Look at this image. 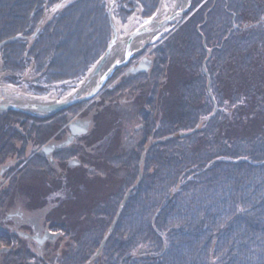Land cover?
Returning a JSON list of instances; mask_svg holds the SVG:
<instances>
[{"label": "rangeland", "instance_id": "obj_1", "mask_svg": "<svg viewBox=\"0 0 264 264\" xmlns=\"http://www.w3.org/2000/svg\"><path fill=\"white\" fill-rule=\"evenodd\" d=\"M77 1L59 0L52 6L45 5L40 24L44 23L45 16L51 15L47 20L49 22L57 13L68 9ZM168 1L166 0V4H169ZM210 1L212 3H209ZM216 1L203 0L201 3L198 1L194 3L193 1L192 7L186 14L187 16L191 15V18H197V22L203 19V23L197 26L195 31L200 37L205 34L204 31L208 32V20L212 21L213 26L216 25L215 20H221L222 11L219 9L218 3L215 4ZM117 3V0L107 1L109 30L113 36L115 28L114 24H110L109 13L111 12L113 22L118 24L120 36L124 37L127 32L134 33L137 31L145 21L141 20V11L137 9L124 21L125 23H122L123 21L115 18V13L118 11ZM57 4H63L64 7L54 12L53 8ZM202 4L207 5L205 12L203 11L204 8H200ZM158 6L159 4L156 6V11ZM236 11L242 14L238 8ZM215 12L218 14H214ZM263 14L264 12L261 13V16H264ZM258 20L262 21L264 17ZM227 24L232 25L230 31H245L246 34L251 28L245 29L252 25V22L239 24V22L230 21ZM223 26L226 27L227 25ZM171 27H168L166 29L168 31L165 33L170 32ZM173 28L174 30L171 32H176L175 29L179 30L175 25ZM201 28H204L203 34L200 32ZM37 29L39 30L36 36L42 27H37L35 30ZM254 29L253 32L257 33L258 37L263 35L262 32L264 33V31L259 30L258 26ZM230 31L227 33L228 35ZM158 32L157 35L160 37L153 36L156 39L154 38L144 51L137 52L136 56L130 59V65L127 68L114 70V76L112 74L109 77L112 79L108 81L109 83L104 84L105 89L100 88L96 91L94 95L95 107L94 105L91 109L84 107L83 110L75 108L72 114L61 110L60 113L57 112L46 118L44 116L23 115L19 111L8 110L4 112V115L12 117L13 121L11 127L6 129L7 134L15 135L17 138L23 135L27 136L28 133L33 132L29 128L30 119L35 118V121L41 123L39 130L44 133L43 136L48 134L49 137L45 139L50 140V142L46 146L41 145L42 141L45 140L32 135L31 139L34 142L15 141L14 144H11L14 146V152L11 155L3 147L4 142H0V176L8 174L10 171L13 174L11 178V174H9L8 182L2 183L0 186V203L3 204L0 209L6 208L10 202L13 209L20 207L29 217V219H24V222L16 228L13 226V230H7L8 227H3V225L9 219L6 218L1 223L3 214L0 212V236H4L0 237V264H19V260L26 257L30 258L26 264H80L81 260L76 258V255L84 252V245L82 247L84 243L87 244V246L85 245L86 254H84L85 257L88 256L86 264H95L97 260L96 263L106 264L103 253L107 244L119 249L118 256L123 260L122 264H126L129 257L139 258L143 255H151L153 250L150 246L157 245L159 238L156 236H159L160 233L158 225L156 227L158 222L153 220L158 219L161 211L175 205L176 196L183 191L182 187L187 185L184 183L186 180H193L199 175V172H208L209 170L214 171L219 183L224 180L230 189L226 190L225 198L218 205L211 206L214 203L212 201L210 205H203L204 208L198 207V210L208 218L220 214L229 216L228 219H223V222L228 225L227 230L220 231V234L210 242L209 255L215 252L220 242H229L231 246H237L236 243H240L242 236L238 225H241L246 231L247 235L244 239L248 238V242L256 243L260 236L263 235L264 237V220L262 217H258L257 208L254 209L259 200L253 198L252 212L247 209L240 212L241 206L237 211L231 203L234 193H241L242 191L241 197L252 195L256 197L258 195L255 187L243 188L242 177L250 170V166L255 168V172L257 169L264 168V153L259 152L264 147V138L258 135L259 131L257 130L258 128L264 129V63H262L264 57H260L250 48L249 43L251 41L248 38L246 40L250 41L248 43L250 51L245 48L232 49L231 44L234 45V41L238 40L236 33L232 38L234 41H230L228 36L227 39L229 40H226L222 47L213 46V44L209 47L205 37H203L205 43L190 51L187 54L188 60L184 64L181 63L180 57H173L164 65V60L175 56V53L169 52L168 49H162L165 45L161 41L164 34L162 35L161 31ZM19 35L21 38L2 44L0 50L5 45L18 40H28L29 48L35 40V38L31 39L30 37L26 40L24 35ZM242 36L244 34L240 37ZM11 38L1 41L0 44ZM70 38L77 39L76 41L72 40L75 44L71 52L72 56L77 53V48L83 43L81 44L77 36L71 35ZM68 46L72 48L73 45L69 44ZM151 47L153 50L148 53L147 51ZM108 49L109 47L102 52L93 66L99 62ZM127 50L126 53L132 54V51ZM220 50L221 52L225 50L222 57L217 56L214 52ZM243 55L248 56V62H243L245 59L242 58ZM262 56H264V52ZM216 57L219 59L216 65L220 66L224 75H220L218 69L211 68V62L216 60ZM71 60L73 61V59ZM232 63L237 65L239 69L234 71L230 68ZM1 64L2 54L0 51V87L13 90L12 94L21 93L31 96L32 93L29 92L31 85H28L25 80L37 76H33L29 69L30 66L27 65L26 71L16 75L15 82L10 83L7 75L10 77H15V75L3 72ZM132 67H137L142 71H139L138 75L130 73ZM203 67L207 75L203 73ZM149 68L156 69V72H150ZM187 70H190V75L186 76ZM164 71L165 73L174 72V78L169 83L162 85L163 82L157 79L165 75ZM200 72L204 77L203 82L199 77ZM231 76L233 78H229ZM207 77L209 78L210 95L207 93ZM125 78L129 84L125 83L126 86L122 88L121 84L125 82ZM121 79L123 80L121 81ZM232 82L239 84L234 85ZM81 84L82 82L76 83L73 89L75 90L77 86L82 88ZM86 85L84 84V87ZM95 85L92 84L87 92L96 88ZM49 91V96L45 98L50 101L57 100L59 92L53 89ZM206 93L209 100L211 98L214 100V106L219 109L218 112L225 114V116H220L214 120L218 113L213 111V107L202 113V109L205 107ZM140 94L145 97V101L140 100L143 97ZM246 94H249L248 98H246ZM232 95H238L241 99L238 106H233L236 99L232 100ZM229 99L232 104L225 102ZM119 101L121 102L118 105ZM131 101L133 104L130 107L128 102ZM97 104L102 105V107H97ZM103 107H106L109 114L96 115L98 108L101 110ZM120 114L123 116L126 114V116L116 117ZM78 122H80L79 125L75 124V126L85 128L87 130L85 136L91 134L88 135L86 141L83 140L87 151L81 153L79 150L81 146L78 147V142L84 135L76 134L70 127ZM45 124H48L47 128L43 126ZM0 126L4 128L1 123ZM201 129L209 132L198 135L197 133ZM65 133H67L68 139L66 146L70 142H75L71 148L72 151L77 152V156L73 158L68 155L71 160L64 163V166L72 168L71 173L65 172L66 167H55L53 170H49L51 180L48 181L47 176L40 178L39 172L22 171L25 165L32 167L30 164L34 160L37 161L38 157L45 156L44 148L51 149V146L54 145L52 142L61 138ZM255 135L260 139L259 142L253 141ZM243 140H245L246 145H240V141ZM229 143H234L238 146V151L244 152L238 155L236 152L226 150L229 146L224 147V145ZM255 143L260 147L258 149L257 146V150H253L251 146V144L254 146ZM41 148L42 150H40ZM253 151L255 152L253 158L256 160H253L250 155L254 153ZM51 154L49 153V156ZM49 158V163L53 162L52 158ZM33 166L34 169L38 168L35 163ZM80 169H82L81 172ZM53 171L58 175H53ZM227 172H230L235 178H225ZM148 183L150 184L148 185ZM11 184L12 190L7 196L9 200H7L2 197V194L3 191L8 190ZM61 187H63L62 190H60ZM1 189L3 190L1 191ZM66 191L69 193L62 197V192ZM260 197L262 198V196ZM188 200L193 201V196H190ZM148 214L152 216V219H147ZM12 217L11 224L14 225L13 222L17 216ZM146 220L151 225L155 235H147L144 230H139L138 234L130 239L128 228L132 225H138L139 222L146 223ZM34 224L43 227L42 234L38 238H33L36 232L32 230V235L29 233L30 237L24 238L23 234L27 232L25 231L26 228L31 230ZM68 226L71 228V230L69 228L71 235L73 233L75 237H69L71 240L68 239L66 242L71 245L65 247L60 233ZM19 228H25V230ZM253 231H255L254 234ZM11 236L14 239H11ZM179 237L180 233L177 232L176 238ZM79 239L81 242L74 249L73 245ZM162 241L166 244L164 240ZM55 242L61 248L56 249ZM259 243L261 242L259 241ZM146 244L148 245L147 248L139 246ZM70 249L75 250V252L72 253ZM196 251L190 255L196 256L198 261H201L203 257L202 260L206 259V253L198 255V250ZM255 259L254 256L253 260ZM203 263L207 264L206 262ZM233 263V260L226 256L220 262L214 258L210 262V264ZM244 263L245 260L242 261V264ZM251 263L252 258L248 264Z\"/></svg>", "mask_w": 264, "mask_h": 264}, {"label": "trees", "instance_id": "obj_2", "mask_svg": "<svg viewBox=\"0 0 264 264\" xmlns=\"http://www.w3.org/2000/svg\"><path fill=\"white\" fill-rule=\"evenodd\" d=\"M58 1L59 0H0V42L19 34L24 35L27 40V38L33 34L38 23L42 19L45 5H48L49 7L58 3ZM107 1L108 0H78L73 6L57 13L40 30L29 48L27 45L29 44L28 40H18L1 48L3 72L15 75V77L7 76L8 82H15L16 75L18 76L22 72L24 73L27 69V65H30L31 63H33L32 74L33 76H37L34 78L37 87L31 86V88H29V92L32 94H47L46 92L44 93V89L41 87L44 85L69 83L73 87L76 83L81 81L110 42L111 34L108 23ZM117 1L118 11L115 13V18L123 21L122 23H125L124 21L134 14L137 9H140V11L142 10V19L149 17L148 12H151L150 15L154 13L159 2V0ZM193 1L194 3L197 1L201 3L203 0ZM209 3H212V1ZM217 3L219 9L222 11V15L220 16L221 20H215L214 23L216 25L214 26L212 25V21L208 20L209 24L207 33L204 31V28L200 29L202 34L205 32L204 36L206 44H208L209 47H211V44H213V46L216 45L222 47L226 40L230 39V41H234L232 39L233 35L237 33L238 40L234 41V45L233 43L231 44L230 47L232 49L234 48L238 50L240 48H245L250 51L249 45H251L250 48H252L256 54L260 57H264L262 56V53L264 52V33L262 32L263 35L258 37V34L253 32L255 31L254 27L257 26L259 30L264 31V20H258L264 17L261 16V13L264 12V0H238L237 2L236 0H217L215 4ZM206 7V4H202L200 8H204L203 11L205 12L207 10L205 9ZM237 8L242 11V14L236 11ZM235 13L236 15H234ZM214 14H218V12H215ZM230 21H233L234 23L239 22V24L250 21L252 22V25L245 30L249 28L251 29L247 31L246 34L245 31H230L232 30V25L227 24ZM201 23H203V19H200L199 22H197V18H190V20L183 24L179 30L177 29L173 36L171 35L166 43L164 42L165 45L163 44L164 46L162 49H168L169 52L175 53V56L168 57L169 59L164 60V65L167 64L168 60H172L173 57L183 58L185 60L183 62L184 64L186 60H188L187 54L190 51H193L196 47L201 46L200 36L195 32L196 27L201 25ZM225 24L227 25L226 27L223 26ZM229 31L230 34L228 35L227 33ZM242 34L249 37H240ZM71 35L77 36L81 44L83 43L77 48V53L72 56L71 52L75 47L72 40L76 41L77 39L70 38ZM228 36L229 39H227ZM246 38L251 42L246 40ZM69 44L73 45L72 48L68 46ZM224 51L225 50L222 52L221 50L214 52L217 56L222 57ZM242 58H245L243 60L244 63L249 61L247 55H243ZM71 59H73V61ZM215 59L216 60L211 62V68L218 69L219 74L221 75L223 74L222 69H220V66L218 67L216 65L218 64L219 59H217V57ZM262 63H264V61ZM230 68L234 71L239 69V67L233 63L230 64ZM189 71L190 70H187L186 76L190 75ZM171 73L172 72H167L165 75ZM199 77L203 82L204 77L201 72L199 73ZM229 78L233 77L231 76ZM163 84L164 83H162V85ZM63 89V87L59 89L61 90L59 96H63L68 92L67 88L65 91H62ZM248 97L249 94H246V98ZM233 99L241 100L238 95H232V100ZM225 102H227V100ZM204 106L202 113L206 109L210 110L212 107L207 94ZM102 114H109L106 107L96 111V115ZM220 116H225V114L223 115L221 112H218V115L215 116L216 118L214 120L218 119ZM3 118L5 119L3 122L0 120L2 125L10 126L13 123L11 119L12 117L0 115V119ZM5 130L6 129H0V136H2V132H5ZM257 130L259 131L258 135L264 138V129L258 128ZM206 132L209 131L206 130ZM206 132L205 129H201L197 134L204 135ZM249 132L250 131L248 130V133ZM3 138L6 137L4 136L0 138V140ZM253 141L259 142L260 139L255 135ZM240 145H246L245 140L240 141ZM228 146L229 148H226V150L233 151V153L236 152L238 155H241V153L244 152L238 151V146L234 145V143L224 145V147ZM251 146L253 150H257L258 144L255 143L254 146L251 144ZM259 148L260 147L258 146V149ZM259 152L264 153V147H262ZM250 155L253 160H256L253 158L255 152ZM249 169L250 170H248V172L242 177V186L244 189L255 187L258 195L256 197H254V195L250 197H241L242 191L241 193H234L231 203L237 211L239 206H241L240 212L246 209L252 212L251 205L253 198H257L259 202L254 209L257 208L258 217H262L264 220V168L257 169L258 171L256 170V172L254 167L250 166ZM224 177L235 178L230 172H227ZM217 179V175H214V171L209 170L208 172H199V175L193 180H186L184 183H187V185L183 186V191L176 196L174 201L175 205L165 211H161L158 215V223L156 224V227L158 225L160 233L156 238H159V241H157L156 246H150L151 250H153L151 254L152 256L143 255V257L139 258L129 257L126 264H202L203 262L210 264L211 259L214 258L216 261L220 262L225 256L228 259L233 260L235 264H242L243 260H245L244 264H248L251 258V264H264L263 235L259 237L261 243H259V241L256 243L251 241L248 242V238L244 239L247 233L241 225L238 226L240 228L242 240L240 243H236L237 246H231V243L229 242H220L217 245L215 252L209 255L208 250L210 242L220 234V231H223L224 229L227 230L228 225L223 222V219L229 218V216H224V214L217 216L214 215L213 217L208 218L203 215V212L198 210V207L210 205V202L212 201L214 203L211 206H214L215 204L218 205L225 198L227 193L226 190H230L224 180H222V183H219ZM149 184L150 183H148V185ZM190 196H193V201L188 200ZM260 196H262V198ZM149 218L152 219L150 214L147 215V219ZM145 222L146 223L139 222L138 225H132V227L128 228L130 239L136 236L139 230H144L145 233L147 232V235H155L148 221L146 220ZM141 225L143 226L141 227ZM177 232L180 233L179 238H176ZM254 233L255 231H253V234ZM162 240H164L166 244H164ZM79 242H81L80 239L78 242L74 243V249ZM83 245L85 252V245L87 246V244H82V247ZM139 246L147 248L148 245ZM205 249L206 251L204 252ZM118 250V248L115 249L114 246H109V244L105 246L103 258L106 264H122L123 260L119 258ZM196 250H198V255H204V253H206V259L202 260L203 257L201 261H198L196 260V256L190 255L192 252H197ZM253 250L254 252H252ZM254 256L256 257L255 260H253ZM85 261L86 260L80 261V264H84ZM96 262L95 264H100Z\"/></svg>", "mask_w": 264, "mask_h": 264}, {"label": "bare ground", "instance_id": "obj_3", "mask_svg": "<svg viewBox=\"0 0 264 264\" xmlns=\"http://www.w3.org/2000/svg\"><path fill=\"white\" fill-rule=\"evenodd\" d=\"M169 1H168L169 4H166L167 3L166 0H159V2H158L159 6H158L157 11L155 10L156 12L152 13L151 15H150L151 12H148V14H149L148 16L149 17L145 18L146 19L145 24H142L140 26V28L137 29L136 33H138V34L135 33L136 35H134L132 37H131V35L134 34L133 32H127L126 36H124V37L120 36L119 27L117 26L118 24H117V22L116 23L113 22L115 31L113 32L112 41L107 45V48L109 47V52H108L107 59L103 61L102 67L98 71V74L96 73L93 76H89L87 79H85V76H84L81 79L83 84H87V85H86V87L79 88L77 94H78V97H80V98H74L73 100H76V102H74L71 106H69V108H67V110L70 109V108L73 109V110L75 108H81L83 110L84 107H87L89 109H91L93 107V105L96 103L95 102V96H93L90 99H84L83 100V97L85 96L84 94L87 93V91L91 88L92 84H96V82H98L101 78H103L104 71H106L107 69L111 68L112 66L114 67V66L119 65V63H121L123 61L124 56L126 54V49H128L127 51H132V54H134V53H136V52H138L140 50L144 51V49L147 48V46L149 44H151L152 41L154 40L155 37H153V36H157V38L159 37L157 35L159 32L156 33L155 31H161V33H165L167 31L166 29H168V27H171V26L175 25V27L180 28L183 24H185L187 21L190 20L191 15L187 16L186 14L189 12L190 8L192 7L193 0H169ZM190 3H191V6L189 7ZM64 4H67V3H64ZM63 7H64L63 4L62 5H58L57 4V6H55L53 8V11L55 12V11H57L59 9H62ZM141 13H142V10L140 12V15L142 16ZM50 16L51 15H49V16L47 15V16L44 17V23L42 25L40 24L41 21H42V19H41L40 22L38 23L37 27H42L43 28L48 23L47 20L50 18ZM163 21H166L167 23L164 24L162 27H159L160 24ZM175 30H177V29H175ZM34 33L35 32H33V34ZM174 34H175V32L166 33V36L161 38L162 39L161 41L166 43L170 39L171 35L173 36ZM32 35L30 37H32ZM203 37H205V36L203 35V36L200 37L201 44L205 43L204 40H203ZM152 50H153V47H151L149 49V51H147V50L146 51L149 53ZM184 61L185 60L183 58H181V63H183ZM136 62L140 63L141 61L140 62L136 61ZM134 64H132V65H134ZM128 65H130V59L123 66H121V70L124 69V68H127ZM1 68H2V65H1ZM134 69H136V68L132 67V70H134ZM114 70H116V69H114ZM114 70L111 72V74L114 73ZM151 71L153 73H155L156 69L151 68L150 72ZM204 72H206V70H204L203 73ZM135 74L138 75L139 72L135 73ZM173 75H174V72H172L169 75L166 74L164 77H159L157 80H160V82H163V83H169L170 80H172L174 78ZM118 77H120V76L118 75ZM28 79L29 80H25V81H27V82L33 84L35 87H37V83L34 81L33 77L32 78H28ZM122 80L123 79H121V81ZM207 80H208L207 93H208V95H210V92H209L210 91V87H209V78L208 77H207ZM124 81L125 82L122 83V86L123 85L126 86V84H129L127 79H124ZM232 83L238 85L237 82H232ZM71 86H72L71 84L66 83V85H64L63 88L64 89H66V88L69 89V88H71ZM12 93H13V90L7 89L6 87H0V103L7 102V103L17 104V103H30V102L33 101V99L28 98V97L24 96L21 93H15V94H12ZM141 95L142 94H140V96ZM140 100L141 101H145V97L143 96ZM35 101L43 103V104H49V103L53 102V101H46V100H35ZM210 101H211V105L213 107V111L218 113L219 109H216V107L214 106V104H215L214 100L211 98ZM120 102L121 101L118 102V105L120 104ZM239 102H240V100H236L233 103V106H238ZM227 103H231V100L230 99L227 100ZM132 104H133L132 101L128 102V105L130 107L132 106ZM60 112L58 111V113H60ZM69 112H70V110H69ZM0 115H4V114L1 113ZM121 116H123V115L120 114V115H118L116 117H121ZM124 116H126V114ZM0 120L3 122L5 119L3 118V119H0ZM79 123L80 122L74 123V125L75 124L79 125ZM40 124H41L40 122L35 121L34 119H30L29 128L31 130H33V131H37L40 128ZM43 126L47 128L48 124H45ZM73 130H74V132L76 134L77 133L82 134V133H84L86 131L85 128H82V127H79V126H73ZM195 130H197L196 127H195ZM2 137H4V136L3 135L0 136V138H2ZM19 139L22 140L23 137H20ZM5 140H8V139H6V138L2 139V141H5ZM32 142H34V141L32 140ZM4 144L6 145V147L9 149V151L11 153L14 152V146H11V144H14V142L9 140L7 143H4ZM8 144H9V146H8ZM40 150H42V148ZM50 150H52V149H50ZM44 151L46 152L45 148H44ZM17 153L19 154V151ZM150 165H152V164H150ZM154 168H155V166H154ZM2 197H4L5 199L9 200L8 197L4 196L3 194H2ZM17 208L19 209V211H17L16 209H13V206H12V204L10 202H8V204L6 205V209L11 212V215L17 214L16 215L17 217H15V220H17L18 223L23 222L24 219H27V218L29 219L27 213H25L22 209H20V207H17ZM18 217H20V219H18ZM33 220H34V218L32 219L31 223L33 222ZM153 221H158V220H153ZM31 228L32 229L30 230V232H32V230H34L36 232V235H39V236L44 231L43 227L41 228L38 224H34V226L31 227ZM69 228H70L69 226H68V228L65 227L63 230H61V233H60L62 235L63 240H64L63 242L62 241L61 242L65 245V247H68L67 245L70 244L69 242H66V241L68 239H70V238H74L75 237L73 235V233H72L73 236L71 235V233L69 231ZM70 230H71V228H70ZM28 237H29L28 235H24V238H28ZM54 245H55L56 249L61 248V246L57 242H55ZM70 251L72 253L75 252V250H71V249H70ZM76 258L80 259L81 261L86 260L84 264H86V262H87V257H85V255L83 253L77 254ZM29 260H30V258L26 257L23 260H19V264H26V263H28ZM69 262L72 263V261H69Z\"/></svg>", "mask_w": 264, "mask_h": 264}, {"label": "flooded vegetation", "instance_id": "obj_4", "mask_svg": "<svg viewBox=\"0 0 264 264\" xmlns=\"http://www.w3.org/2000/svg\"><path fill=\"white\" fill-rule=\"evenodd\" d=\"M123 87H125L124 85L122 86V88ZM111 98V97H110ZM119 100H120V98H119ZM4 126V128H2V126H0V128L1 129H7V128H9V127H11V126H8V125H3ZM33 131V130H32ZM27 132H29L28 131V129H27ZM87 133V132H86ZM86 133H84V134H86ZM84 134H82V135H84ZM2 135L3 136H5V137H9L10 139V141H12V142H14L15 143V141H20V142H24V141H26L27 143H29L30 141L32 142V139H31V136L32 135H36L37 137H38V139L39 138H41V139H43V140H45V141H42V144L41 145H44V146H46L49 142H50V140L49 141H47L46 139L49 137L48 136V134H46V136H43L44 135V133L42 132V131H40V130H37V131H33L32 133H28V135L26 136V135H23L22 137H23V139L22 140H20L19 138L18 139H14V138H17L15 135L14 136H11L10 134H7L6 132L5 133H2ZM88 135H91V134H87L86 136L84 135V136H81V137H83V138H81L80 139V142H78V147H80L79 148V150H80V153L81 152H84V151H87L86 149V147H84V144H83V140L85 139V141L87 140V137H88ZM53 136H54V134H53ZM52 136V137H53ZM46 138V139H45ZM55 138V136L53 137V139ZM37 139V140H38ZM9 140H5V141H3L4 143H7ZM67 133H65L61 138H58V139H56L54 142H52V144H54V145H52L51 147H56V146H58V145H60V144H62V143H65V142H67ZM47 141V142H46ZM41 143V142H40ZM75 142H70V143H68V146H65V147H63L62 149H55V150H50V148L49 149H46V155L45 156H43L42 158L41 157H38V160L36 161V160H34V162H32L30 165L32 166V167H34L33 165H34V163L36 164V165H38V168L37 169H34V168H32V167H28V165H25V167H24V169H22V171L24 170V171H27V170H33L34 172H39V177L41 178V177H43V176H47V180L49 181V179L51 180V177H50V174H49V170H53V168H55V167H60V168H63V167H66V166H64V163H65V161H67V160H71L70 158L72 157H75V156H77V152H74V151H72V146H74L75 144H74ZM33 144V143H32ZM86 144V143H85ZM77 146V145H76ZM3 147L5 148V150L8 152V154H10L11 155V152L9 151V149L6 147V145L5 144H3ZM70 148H71V150H70ZM49 153H52L51 154V158H52V160H53V162H50L49 163V160H50V158H49ZM68 155H70L71 157H69ZM45 157V159H43ZM48 157V158H47ZM36 161V162H35ZM26 164L28 163V162H25ZM29 164V163H28ZM70 165H73V164H70ZM76 165V164H75ZM27 167V168H26ZM8 170V169H7ZM7 170H5V171H7ZM46 170H48L46 173H44V171H46ZM81 170L82 169H80V172H81ZM22 171H21V173H22ZM60 171H61V169H60ZM65 172H68V173H71L72 172V168L70 167V168H68V167H66V169H65ZM9 174H11L10 175V178H11V176H13V174H12V171H10L8 174H5V175H3V176H0V186H1V184L2 183H7L8 182V180L10 179L9 178ZM58 175L55 171H53V175ZM12 183H13V181H12ZM63 189V187H61L60 188V190H62ZM3 189H1V191H2ZM10 190H12V184H11V186L8 188V190H5V191H3V194H5L6 196H8V195H10ZM63 194L61 195L62 197L63 196H65V195H67L69 192L68 191H66V192H62ZM0 207H3V204L2 203H0ZM17 211H19V209L16 207L15 208ZM0 212H1V214H3V218H2V220H1V223H2V221H5V219L7 218V219H9L8 221H6V223H5V225H3V227H8V229L7 230H13V226H15V228L17 227V226H19L21 223H23V222H21V223H18V221L17 220H14V225H12L11 224V216H16L17 214H13V215H11V212L9 211V210H7L6 208H1L0 209ZM12 217V218H13ZM18 219H20V217H18ZM19 229H23V230H25V228H19ZM29 228H26V230L25 231H27V232H25V234H23V236L24 235H28L29 237H30V235H29V233L32 235V233L30 232V229L28 230ZM20 233H23V232H21L20 231ZM27 233V234H26ZM0 237H4V236H0ZM39 237V235H35L33 238H38ZM11 239H14V237L13 236H11ZM46 241V240H45ZM46 244H47V242H45ZM44 243V244H45ZM83 254H86V251L83 253Z\"/></svg>", "mask_w": 264, "mask_h": 264}, {"label": "water", "instance_id": "obj_5", "mask_svg": "<svg viewBox=\"0 0 264 264\" xmlns=\"http://www.w3.org/2000/svg\"><path fill=\"white\" fill-rule=\"evenodd\" d=\"M190 4H189V7L191 6ZM109 14H110L109 15L110 24L113 25V19H112L111 12ZM166 23H167L166 21H163L160 24L159 27H162ZM38 30L39 29H37L35 31V33L32 35L31 38H35ZM136 32L137 31H135L134 34L131 35V37L136 35V34H138ZM155 32L157 33L158 31H155ZM19 38H21V36H15V37H13V38H11L9 40H6L5 42H2L0 44V46H2V44H4V43H7V42L12 41V40L14 41V40L19 39ZM108 52H109V49L101 57L99 62L95 65V67L93 68L90 76H93L96 73L98 74V71L102 67L103 61L107 59ZM131 57H132V54L126 53V55L124 56L123 61L121 60L122 62L119 63V65L114 66V67L112 66L111 68L107 69V71L103 73V78H101L98 82H96V85H95L96 88H92L90 90V92H87V93L84 94L85 96L83 95L84 96L83 100L92 98L95 95L96 91L99 90L104 85V83L107 81V79L110 77L111 72L114 69L121 68V66H123ZM137 67H136V69L130 71V73H134L135 74V73H138L139 71H142V69H139ZM203 70H205L204 67H203ZM204 74L207 75L206 72H204ZM78 90H76L73 94H70L69 96H67L66 98H64V99H62L60 101H53L52 103H49V104H43V103L35 101V100H41V99H38V98L37 99L34 98L33 101L30 102V103H17V104H14V103H7V102L3 103L2 102L3 104L0 103V114L4 113L5 111L11 110V111H16V112L19 111L20 113H22L24 115H30V116H44V117L50 116V115L55 114L58 111L65 110V109L69 108V106H71L74 102H76V100H73V99L74 98H80V97H78V94H77ZM24 96H26L28 98H31V97H29L27 95H24ZM73 126H75V125L72 124L70 127H72V129H73Z\"/></svg>", "mask_w": 264, "mask_h": 264}]
</instances>
